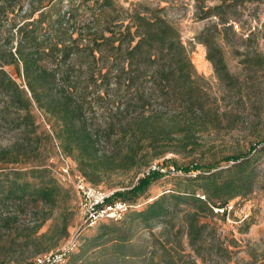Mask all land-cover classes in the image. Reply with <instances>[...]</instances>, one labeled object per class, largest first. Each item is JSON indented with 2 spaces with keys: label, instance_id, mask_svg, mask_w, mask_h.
<instances>
[{
  "label": "trees",
  "instance_id": "1",
  "mask_svg": "<svg viewBox=\"0 0 264 264\" xmlns=\"http://www.w3.org/2000/svg\"><path fill=\"white\" fill-rule=\"evenodd\" d=\"M24 1L0 0V138H8L0 143V264H8L12 248L45 236L35 235L45 218L24 233L16 226L15 212L38 203L50 209L68 193L50 171L54 147L97 186L102 175L114 170L138 171L168 152L195 150L197 136L219 126L224 115L205 78L196 73L179 27L161 14L164 6L69 0L66 9L54 10L56 0H28L23 9ZM231 7L221 1L195 11L199 19H215L196 38L215 75L229 80L233 76L221 40L237 14ZM261 142L226 157L232 163L225 168L219 163L174 165L199 173L185 179L182 191L162 193L141 209H129L121 221L100 225L65 264H135L140 259L144 264H197L175 248L167 229L157 240L154 223L182 202L197 213L227 214L232 199L252 191V157ZM161 176L159 171L144 173L130 188L113 191L108 201H145L142 195ZM190 216L187 235L193 244L202 226ZM5 227L8 231L1 233ZM140 230L148 233L147 240ZM259 256L264 258V250Z\"/></svg>",
  "mask_w": 264,
  "mask_h": 264
},
{
  "label": "rangeland",
  "instance_id": "2",
  "mask_svg": "<svg viewBox=\"0 0 264 264\" xmlns=\"http://www.w3.org/2000/svg\"><path fill=\"white\" fill-rule=\"evenodd\" d=\"M27 1H24L23 9L28 7ZM117 1L124 8H132L136 2H141L146 7L164 6L161 14L179 27L182 42L190 50L189 57L196 73L205 78L208 93L216 98L219 112L224 113L219 126L197 136L195 150L168 152L153 159L151 163L163 167L219 163L225 168L232 163L225 162L226 157L242 155L248 152L251 145L264 140V0ZM221 1L232 5L231 10L236 9L237 12L229 20L231 30L224 31L221 40L225 49V64L233 76L230 80L215 75L212 64L205 58V47L198 43L196 38L200 31L215 21L213 17L199 19L195 14L196 7L212 6ZM54 4V10H64L69 6V0H56ZM20 20V16H17L16 22ZM250 31L256 33L246 40ZM40 122L47 128L42 119ZM7 141L5 135L0 138V143ZM257 149L260 151L252 157L256 169L252 191L245 197L232 199L230 203L233 208L227 214L222 216L208 211L197 213L192 204L179 203L173 213L154 223L153 232L156 239L160 240L163 230L167 229L175 248L182 249L181 254L188 255V258L195 260L197 264H264V258L259 256L264 250V150H261L264 149V142H261ZM49 162L51 174L56 179L60 159L55 147ZM146 171L114 170L102 175L96 185L106 192L128 189ZM176 171L174 175L166 173L154 181L142 197H146V201L150 202L162 193L182 191L185 179L199 173H184L181 168ZM59 185L68 193L59 199L56 206L48 209L38 203L35 209L27 208L15 212L16 226L24 233H28L29 227L39 225L45 218L35 234L38 236L45 233V236L27 247L12 248L8 264H29L37 255L54 251L73 237L77 238L80 246L85 236L98 233L100 225L112 223L98 221L92 226L84 227L79 194L72 186ZM190 215L195 217L197 225L202 226V234L193 244L187 235L188 219L192 217ZM8 228H3L1 233H6ZM138 234L148 239L146 231L140 230ZM35 250L40 252L34 254ZM253 254H256V258ZM135 264L144 262L140 259Z\"/></svg>",
  "mask_w": 264,
  "mask_h": 264
},
{
  "label": "built area",
  "instance_id": "3",
  "mask_svg": "<svg viewBox=\"0 0 264 264\" xmlns=\"http://www.w3.org/2000/svg\"><path fill=\"white\" fill-rule=\"evenodd\" d=\"M60 165L56 172V181L65 186H72L80 196L79 207L84 219V227H89L98 221H121L129 209H141L147 201H141L134 205L125 201L109 202L112 192H106L97 186L90 184L78 171L73 162L65 156L57 147ZM149 171H159L164 174L174 175L177 171L174 166H161L150 163L146 168ZM200 198H203L202 196ZM225 208H214V211L222 213ZM232 205L225 209L228 213ZM79 247L77 238L69 239L65 244L54 251L37 255L30 264H65L69 256Z\"/></svg>",
  "mask_w": 264,
  "mask_h": 264
}]
</instances>
